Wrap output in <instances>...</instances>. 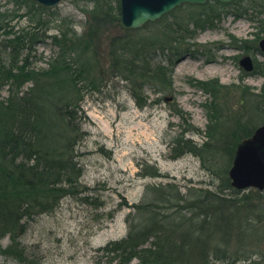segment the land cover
<instances>
[{"label":"rangeland","instance_id":"374dc122","mask_svg":"<svg viewBox=\"0 0 264 264\" xmlns=\"http://www.w3.org/2000/svg\"><path fill=\"white\" fill-rule=\"evenodd\" d=\"M104 1L109 17L90 13L94 0H63L44 13L45 26L49 27L43 32L21 16L26 9L16 10L19 14L4 21L28 37L37 33L39 40L32 46L30 60L39 66H46L49 57L58 52L47 35L68 28L74 38L85 42L80 50L88 59L85 72L100 77L94 88L84 89L81 101L84 138L76 145L83 169L79 188L61 199L52 197L49 203H57L55 208L28 217L26 231H20L19 238L28 247L23 250L27 263L34 259L35 264H106L112 258L100 249L126 236L129 206L142 199L148 184L170 181L183 191L197 187L232 192L227 187L231 183L228 172L237 145L251 136L259 119L264 118V97L254 96L261 95L264 87V53L259 48L264 37V0H233L227 5L208 0L206 9L217 17L195 36L192 32L183 35L182 44L190 52L174 53L177 42L164 49L158 44L152 63L168 67L172 89L147 88L143 107L137 104L130 84L112 71V55L117 54L116 46L130 38L158 42V38L174 35L167 36L168 31L178 26L170 16L158 24H145L138 32H128L118 24L117 0ZM14 8L13 0H0V11L12 12ZM190 11L201 13L202 9L181 10L178 15L186 21L188 16L183 14ZM165 33L167 37L162 36ZM6 37L0 30L1 62L8 61L10 53ZM29 53L26 48L17 55ZM245 55L252 56L253 71L247 72L240 65ZM208 81L220 84L215 96L218 120L211 109L215 99L199 85ZM7 95L8 85L0 90V99ZM186 140L198 151L183 145ZM156 170L159 175L153 176ZM243 195L248 198L244 205L249 206L245 213L257 221L253 229L259 236L252 241L262 249L264 191L248 189ZM37 211L40 208L32 213ZM10 245L8 236L0 240V264H26L11 253Z\"/></svg>","mask_w":264,"mask_h":264},{"label":"trees","instance_id":"16d2710c","mask_svg":"<svg viewBox=\"0 0 264 264\" xmlns=\"http://www.w3.org/2000/svg\"><path fill=\"white\" fill-rule=\"evenodd\" d=\"M13 1L16 9L0 11V30H4L10 48L8 61H0V90L8 85V95L0 99V240L8 236L11 253L23 263L35 264L34 259L27 263L24 257L23 250L28 247L19 241L20 231H26L29 216L56 207L57 203L50 204L49 199H61L72 189L79 188L83 169L76 145L84 138L81 101L84 89L94 88L100 77L85 72L84 62L88 59L80 52L85 42L74 38L75 34L64 27L58 33L47 35L58 47L56 55L49 57L46 66L37 65V61L33 63L30 56L34 42L39 40L37 33L28 37L4 21L19 14L16 10L26 9L21 16L28 17L34 28L47 31L49 26H45L43 15L52 8L34 0ZM117 3L116 10L120 13L119 0ZM206 8L207 3L183 4L161 20L145 25L158 24L172 16L178 28L169 30L167 36H175L158 38V42L152 38H130L116 46L112 71L130 84L139 106L147 104L148 97L144 96L147 88L172 89L168 67L152 63L157 45L164 49L170 42H177L174 53L190 52L183 45V35L192 32L195 36L198 29L217 17ZM190 9H202V12H187L183 15L188 18L183 21L178 12ZM109 12L104 0H94L91 14L109 17ZM118 16L116 14L115 20ZM26 48L30 49L29 54L17 55L18 50ZM216 83L208 81L199 85L215 99L218 86L220 88ZM254 96L256 99L264 97V87L261 95ZM211 103L213 116L218 120L220 110L216 99ZM263 122L264 118L259 119L256 127ZM180 140L176 139L182 145ZM184 144L191 151H198L191 140ZM157 171L152 175L158 176ZM227 187L232 192L218 193L197 187L183 191L182 186L170 181L148 184L142 199L129 206L126 236L100 249L112 258L106 264H264V234L262 249L256 248L252 240L259 236L253 229L257 221L245 213L249 207L244 205L248 200L243 195L245 190L234 188L230 182ZM35 208L40 211L32 213Z\"/></svg>","mask_w":264,"mask_h":264},{"label":"water","instance_id":"95a60500","mask_svg":"<svg viewBox=\"0 0 264 264\" xmlns=\"http://www.w3.org/2000/svg\"><path fill=\"white\" fill-rule=\"evenodd\" d=\"M37 3L53 8L63 0H34ZM120 17L118 24L123 29H138L148 22L161 19L177 7L185 4H205L207 0H119ZM229 3L232 0H219ZM264 52V38L259 42ZM240 65L246 71L254 69L252 56L245 55ZM168 100V98H165ZM231 184L237 189L255 188L264 190V123L254 133L243 139L237 146L233 164L229 170Z\"/></svg>","mask_w":264,"mask_h":264},{"label":"bare ground","instance_id":"6f19581e","mask_svg":"<svg viewBox=\"0 0 264 264\" xmlns=\"http://www.w3.org/2000/svg\"><path fill=\"white\" fill-rule=\"evenodd\" d=\"M185 4H187V3H185ZM264 38V37H263ZM260 42V41H259ZM264 53V52H263Z\"/></svg>","mask_w":264,"mask_h":264}]
</instances>
